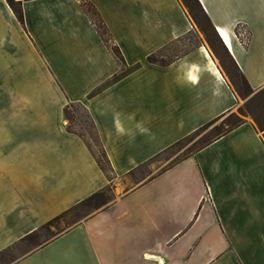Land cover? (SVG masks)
<instances>
[{
    "label": "crops",
    "instance_id": "obj_1",
    "mask_svg": "<svg viewBox=\"0 0 264 264\" xmlns=\"http://www.w3.org/2000/svg\"><path fill=\"white\" fill-rule=\"evenodd\" d=\"M14 1L23 23L0 0V264H264V124L239 112L264 101V0H198L231 37L244 99L181 0ZM69 103L87 113L106 169L69 131ZM98 191L103 205L45 236Z\"/></svg>",
    "mask_w": 264,
    "mask_h": 264
},
{
    "label": "rangeland",
    "instance_id": "obj_2",
    "mask_svg": "<svg viewBox=\"0 0 264 264\" xmlns=\"http://www.w3.org/2000/svg\"><path fill=\"white\" fill-rule=\"evenodd\" d=\"M181 2L183 3L185 8L187 9L191 19L199 27L200 32H201V36H202L203 40L205 41L204 42L205 47L207 49H209V51L211 52V54H213L215 59L222 65L223 69L227 73V76H228L231 84L238 91L239 96L242 99H244L248 95L249 92L246 93V90L242 86L240 79L236 76V74H235L233 68L231 67L228 59L223 55L222 51L219 48H217V52L222 56V59L220 60L217 57V55L213 52V50L211 49L210 45L208 44V42L206 40L204 31L199 26V22H200L202 25L205 26V29H208L206 27V24L204 22L203 17L196 13V10L194 9V6H193L191 0H181ZM187 4H191V6H193V9L190 7L188 8L186 6ZM240 34H241V37L243 38V40L246 41L247 37H248L247 30H244L242 28L240 31ZM164 54H166V53L161 52L157 56V60L165 61V58L160 57V55H164ZM252 100L253 101L250 100V101L242 104L239 107V112L251 113L254 116V118L258 121V123L260 125H263L264 124V101H262V99L259 97L256 99H252ZM68 112H69V119L67 118V121H68L69 127H71V129L77 131L78 133L82 134L85 137V139L87 140L88 144L93 149L95 154L97 152H99L100 148H101L99 138L97 137L95 131L93 130L91 123L87 117V114L84 111V109L82 108V106H80L79 104H71L68 107ZM237 119H241L240 115L234 114V115H230V116L222 119L221 121L215 122V124H216V127L223 129V128L227 127L228 125H231L232 123H234ZM216 127H215V125H211L210 127L207 126L203 129H200L197 134H194L193 136L188 138L186 141L181 142V143L177 144L176 146H174V148L169 150V152L166 153L164 155V157H167V158L171 157V159L174 160V159H178L179 157L187 154L188 151L194 149L203 140L207 139L212 133H215V131H217ZM207 128H209L208 131H206ZM204 130H205L204 135L200 136L197 140L192 141L195 139L194 138L195 136H198V134L203 132ZM107 198H108V196L106 197V199ZM91 207H92L91 205L81 206V207L77 208L76 211H74L73 213L68 214L65 218H62L59 221H55V222L53 221V222L48 223L47 225H45V230H44L45 236L49 237L51 234H54L59 229H62L64 227L70 225L71 223H73V221L82 217L87 211L91 210L92 209Z\"/></svg>",
    "mask_w": 264,
    "mask_h": 264
},
{
    "label": "trees",
    "instance_id": "obj_3",
    "mask_svg": "<svg viewBox=\"0 0 264 264\" xmlns=\"http://www.w3.org/2000/svg\"><path fill=\"white\" fill-rule=\"evenodd\" d=\"M7 2L11 6V8L13 9V11H14L16 17L18 18V20L21 23H23V14H22V10H21L19 2H16L14 0H7ZM191 2L193 4V6H194V9L196 10V13L203 17L204 22L206 24V27L208 28V29H205V26L202 25L199 22V26L204 31L206 40H207L208 44L210 45L211 49L213 50V52L217 55V57L220 60L222 59V56L217 52V48H219L222 51L223 55L228 59V61H229L230 65H231V67L233 68L236 76L240 79V81L242 83V86L246 90V93L250 92V87H249L247 81L245 80L244 76L241 74V72L237 68V66H236L235 62L233 61V59L231 58V56L229 55V53L226 50L225 45L221 41L220 37L217 36L218 35V34H216L217 32H215V29L212 26L209 17L204 12V10L201 7L200 3L198 2V0H191ZM186 6L188 8L190 7V8L193 9V6H191V4H187ZM83 7H84L85 11L87 12V14H88L90 20L92 21V23L95 25L97 31L101 35L102 39L109 46V48L111 49L112 53L117 58L119 63L122 66L125 65L124 64V60H123V58L121 56V53H120L118 47L112 42V40H111V38L109 36V33L107 31V28L105 27V25H104L103 21L101 20V18L99 16L98 12L96 11V9L91 5V3L87 2V1L83 2ZM235 32L237 34L239 33L237 29H235ZM147 60L149 62H155V61H157V57L154 54H151V55H149L147 57ZM161 62H163V61H161ZM117 77L118 76L113 77L111 79V81L116 79ZM71 104H78V103H69V104H67L64 107V114H65L66 118H68V119H69L68 107ZM87 117H88V115H87ZM88 119H89V117H88ZM89 121H90V119H89ZM213 121H210V122L206 123L202 128H205V127L209 126L210 124L213 123ZM238 122H239V119H237L234 123H232L231 125H228L227 127L223 128V129H220L219 127L215 126L216 130H217L215 132L216 133L224 132L226 129L232 127L233 125H236ZM90 123H91V121H90ZM91 126H92V123H91ZM68 129H69V131L76 132L75 130L71 129V127H69V125H68ZM96 158H97V161H98L99 165L103 169H106L107 168V163H106L107 160H106L104 152H103V150L101 148H100V151L96 153ZM105 201H106V196H105L104 192L103 191H98V192H95L92 195L88 196L87 198L83 199L73 209H77V208H79L81 206H85V205H91L92 207L97 208V207H100L101 205H103L105 203Z\"/></svg>",
    "mask_w": 264,
    "mask_h": 264
},
{
    "label": "bare ground",
    "instance_id": "obj_4",
    "mask_svg": "<svg viewBox=\"0 0 264 264\" xmlns=\"http://www.w3.org/2000/svg\"><path fill=\"white\" fill-rule=\"evenodd\" d=\"M216 32H217L218 36L220 37L221 41L223 42V44L227 48H231V37L229 36L227 31L222 27H218V28H216Z\"/></svg>",
    "mask_w": 264,
    "mask_h": 264
}]
</instances>
